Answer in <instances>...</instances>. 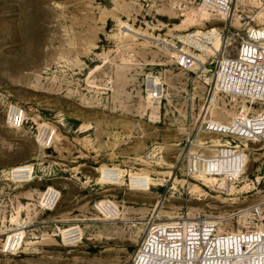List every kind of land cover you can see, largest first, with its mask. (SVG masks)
<instances>
[{
	"label": "rangeland",
	"instance_id": "374dc122",
	"mask_svg": "<svg viewBox=\"0 0 264 264\" xmlns=\"http://www.w3.org/2000/svg\"><path fill=\"white\" fill-rule=\"evenodd\" d=\"M224 17L205 0H0V264H132L148 221L215 219L264 198V145L204 129L264 111L221 91L217 75L237 52L228 30L264 37V0H234ZM213 31L219 52L185 39ZM181 49L197 58L191 71L176 65ZM13 107L26 112L21 130L7 123ZM22 165L32 181H9ZM103 168L118 184L99 183ZM49 187L62 193L54 211L40 207ZM108 200L116 222L96 209ZM78 226L82 243L65 246L62 231ZM19 231L21 251L5 253Z\"/></svg>",
	"mask_w": 264,
	"mask_h": 264
},
{
	"label": "built area",
	"instance_id": "2783aa9c",
	"mask_svg": "<svg viewBox=\"0 0 264 264\" xmlns=\"http://www.w3.org/2000/svg\"><path fill=\"white\" fill-rule=\"evenodd\" d=\"M234 0H205L208 6L219 13L230 12ZM227 39L236 40L237 52L219 63L217 75L220 76V89L251 102L252 107L264 105V37L259 28H250L246 34L228 30ZM177 67L182 71H191L197 65L193 54L178 51L174 56ZM159 92L153 98H158ZM253 109V108H252ZM26 112L21 107L9 110L7 123L11 128L21 130L25 126ZM210 134H221L233 142L264 145V111L259 114L240 112L227 125L210 122L204 128ZM51 130L44 145L51 146L55 137ZM226 149L235 150L231 143ZM224 148H222L223 150ZM34 167L22 165L8 172V180L18 184L32 181ZM100 184L110 185L114 172L107 168L99 173ZM264 179V175L262 177ZM118 182V181H116ZM131 186V180L129 181ZM139 185V184H138ZM132 187V186H131ZM137 189H143L137 186ZM62 200L61 191L49 187L40 199L44 211H54ZM96 209L106 221L116 222L120 216L119 207L112 201L99 202ZM230 223L233 225L231 226ZM237 224V228H236ZM25 232V227L22 228ZM80 239L70 240L65 246L74 247L82 243L83 230L78 226ZM19 231L10 245H3L5 253L21 251L24 237L17 244ZM25 234V233H24ZM64 242V239L61 238ZM62 242V243H63ZM264 198L235 214L215 219L179 220L177 222L157 224L150 220L142 232L139 249L132 264H264Z\"/></svg>",
	"mask_w": 264,
	"mask_h": 264
},
{
	"label": "bare ground",
	"instance_id": "6f19581e",
	"mask_svg": "<svg viewBox=\"0 0 264 264\" xmlns=\"http://www.w3.org/2000/svg\"><path fill=\"white\" fill-rule=\"evenodd\" d=\"M224 14H225V17H226V13H224ZM225 17H224V20H225ZM215 36H216L215 35V32L213 31V32H209V33H206V34H200L198 36L189 35V36H186L185 39L186 40L189 39L195 46H197L201 50H208V49L210 50V48L208 46H205L204 45V44H206L204 41L206 40L209 43L211 42L212 44H216L218 41H220V38H214ZM213 49H214V47H213ZM215 49L219 52V49H220L219 43H217V48H215ZM179 51H184V50L181 49ZM220 82H221V78H220V76H218V84L219 85H220ZM214 124H220V123L214 122ZM220 125H222V124H220ZM222 126H224V125H222ZM50 134H51V127H49V125H47V124L43 125V128L41 130V134L39 136L40 141H44L45 139L47 140L48 137H50ZM204 162L207 163V162H211V161L208 160V159H206ZM220 164H222L221 161H218L217 160L215 162V165H220ZM206 167L209 168L210 166L206 165ZM106 169L107 168H103V170L101 172H105ZM112 170L114 172V175H113V177H110L109 179L112 180V181H115L112 184H118V183H116V181H119L120 180L121 174L119 173V171L117 169H112ZM236 175H239V174H236ZM193 177L196 178V180H198L199 182H203V184L204 183L213 182V181L216 180V179L214 180V178H209L206 175H200V173L198 175L193 176ZM132 181H133L132 182V186H134V188H138L137 186H140V180H139V178L134 177ZM222 182H223L224 186L227 185L226 180H223ZM78 234H79V231H78L77 228H72V229H68V230L65 229V231H62V235H63L62 237H63L64 243H65L64 245H66V243H68L70 240H72V241L76 240L75 238L78 236ZM16 235H17V233L14 234L13 236L8 237V239L5 242L4 246H6L8 242H11L10 243V245H11L13 243V241L15 240ZM23 237H24L23 233H20L19 234V237H18L17 244L19 243L20 239L23 238ZM23 244H24V242L22 243V245ZM262 250H264V247H262Z\"/></svg>",
	"mask_w": 264,
	"mask_h": 264
},
{
	"label": "crops",
	"instance_id": "0c3cea01",
	"mask_svg": "<svg viewBox=\"0 0 264 264\" xmlns=\"http://www.w3.org/2000/svg\"><path fill=\"white\" fill-rule=\"evenodd\" d=\"M100 173V172H99Z\"/></svg>",
	"mask_w": 264,
	"mask_h": 264
}]
</instances>
